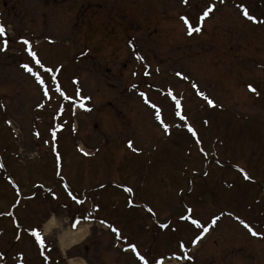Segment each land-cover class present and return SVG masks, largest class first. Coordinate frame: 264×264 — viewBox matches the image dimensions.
<instances>
[{
  "label": "rangeland",
  "instance_id": "1",
  "mask_svg": "<svg viewBox=\"0 0 264 264\" xmlns=\"http://www.w3.org/2000/svg\"><path fill=\"white\" fill-rule=\"evenodd\" d=\"M0 25L1 262L39 264L51 217L52 264H264V0H0Z\"/></svg>",
  "mask_w": 264,
  "mask_h": 264
},
{
  "label": "snow or ice",
  "instance_id": "2",
  "mask_svg": "<svg viewBox=\"0 0 264 264\" xmlns=\"http://www.w3.org/2000/svg\"><path fill=\"white\" fill-rule=\"evenodd\" d=\"M183 2H184V3H187V0H183ZM221 2H222V0H221ZM213 7H214V6L208 7V8L202 13V15L199 17V19H200L201 21H203L204 18H206V17L209 15V13L213 10ZM243 15H244L248 20H254V17H252L251 15H249V13L247 12L246 9L243 10ZM181 19L184 20V23H185L186 25H188V35H192L193 32H199V31H201V28H200V27H194L193 24H191V23L189 22V19H188V18H186V17H181ZM4 35H5V29H4V27H3L2 25H0V36H4ZM22 42H23L25 45H27V44L29 43L27 40H23ZM4 43H5V47H6V43H7V42L5 41ZM28 51H29V55H31V56L33 57V59L36 61V63L39 64L40 61H39L38 59H36V54H35L34 52H32L30 49H28ZM137 58L139 59V57H137ZM23 67H24L28 72H30V73L32 72V69L29 68L27 64L23 65ZM177 75H180V74L178 73ZM37 78H38V80H39V77H37ZM41 83H42V81H41ZM193 87H195V85H193ZM57 90L59 91V89H57ZM249 90H250V91H255V89L252 88L251 85H249ZM45 94L47 95V92H46ZM169 94H171V93H169ZM198 94H199V95H203L202 93H198ZM61 95H63V93H61ZM143 95H144V94L141 93V96H143ZM205 99H207V98L205 97ZM146 102H147V101H146ZM176 103H177V108H179V107H180V102H179V101H176ZM212 103H213V102H212L211 100H208V104H209V105H212ZM81 107H83V105H81ZM176 114H177V115H180L179 111H177ZM159 118H160V117H159V113H158V114H157V119H159ZM181 118L183 119V117H181ZM189 131H192V129L189 128ZM53 137H55V132L53 133ZM129 147H132L131 142H129ZM247 178H248L247 175H245V179H247ZM126 191H131V189H126ZM182 218H183V217H182ZM193 223L196 224L197 227H199V224H198L196 221H193ZM245 227L247 228L248 225L245 224ZM113 231H116V230L113 229ZM205 231H207V229H205ZM249 231L252 233V235H254V236L257 235V233L254 232V231H252L251 228H249ZM31 234L36 238V240H37L38 242H40L41 244L43 243L40 234H39L36 230H33ZM197 239H199V237H197ZM131 247H132V250L135 251V246H131ZM139 258H140L142 261H144V258H143L142 256L139 257ZM144 264H147V261H144Z\"/></svg>",
  "mask_w": 264,
  "mask_h": 264
},
{
  "label": "bare ground",
  "instance_id": "3",
  "mask_svg": "<svg viewBox=\"0 0 264 264\" xmlns=\"http://www.w3.org/2000/svg\"><path fill=\"white\" fill-rule=\"evenodd\" d=\"M81 231V230H80ZM81 234H78V235H75V236H73V237H70L69 239H68V241L67 240H64V242L65 241H67V242H70V241H72V242H74L75 241V239L78 237V236H80ZM72 264H75V263H72Z\"/></svg>",
  "mask_w": 264,
  "mask_h": 264
}]
</instances>
